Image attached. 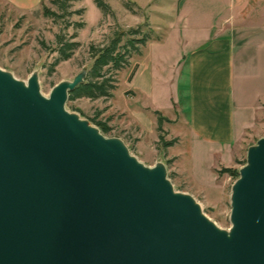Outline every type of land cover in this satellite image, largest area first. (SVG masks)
I'll return each mask as SVG.
<instances>
[{
  "label": "water",
  "instance_id": "95a60500",
  "mask_svg": "<svg viewBox=\"0 0 264 264\" xmlns=\"http://www.w3.org/2000/svg\"><path fill=\"white\" fill-rule=\"evenodd\" d=\"M0 70V264H264V136L231 192V229L64 106Z\"/></svg>",
  "mask_w": 264,
  "mask_h": 264
},
{
  "label": "rangeland",
  "instance_id": "374dc122",
  "mask_svg": "<svg viewBox=\"0 0 264 264\" xmlns=\"http://www.w3.org/2000/svg\"><path fill=\"white\" fill-rule=\"evenodd\" d=\"M183 16L188 23V14L195 21L204 22L211 10L204 7L193 14V3L206 4L214 1L225 3L223 18L240 16L237 2L232 0H185ZM109 7L103 14L94 0H43L31 10H18L0 0V70L16 80L26 83L33 74L37 76L40 94L48 98L53 87L61 82H70L84 70H88L92 59L89 47L104 46L114 32H128L141 27L149 41L139 47L141 54L133 55L129 65L113 76L116 89L108 98L90 100L77 99L65 103V110L96 128L106 138L119 139L128 153L148 168L163 164L166 178L176 193L190 196L201 213L222 231L231 229V192L239 178V170L246 165L249 147L255 146L264 136V117L249 130L240 144L233 149L227 164H220L206 171L189 170L190 154L187 146L185 123L176 107L166 110V101L175 97L177 61L183 54L179 39V6L183 0H102ZM191 4V5H190ZM233 8V9H232ZM250 17L244 12V20L254 27L264 22V10ZM215 11V10H214ZM218 11V10H217ZM48 12V16L45 15ZM55 14L50 16V14ZM193 14V15H192ZM182 19V18H181ZM242 20V18H241ZM249 25V24H247ZM79 45L71 58H58L57 37ZM130 38L127 37V39ZM126 37L122 40V43ZM134 79L131 82L133 75ZM171 84H167L170 79ZM151 87V96L145 89ZM179 83V87H183ZM149 91V90H148ZM136 93V94H135ZM167 99V100H166ZM157 111L162 118L157 129ZM104 125L108 131L102 132ZM172 142L171 146H164ZM197 163L206 167L202 156L195 157ZM231 173H225L224 170Z\"/></svg>",
  "mask_w": 264,
  "mask_h": 264
},
{
  "label": "crops",
  "instance_id": "0c3cea01",
  "mask_svg": "<svg viewBox=\"0 0 264 264\" xmlns=\"http://www.w3.org/2000/svg\"><path fill=\"white\" fill-rule=\"evenodd\" d=\"M3 1L26 11L37 8L43 0ZM184 2L177 18L183 24L178 29L183 54L176 63L174 79L167 83L175 82L176 87L175 97L166 99V110L176 107L181 114L190 154L189 170L201 172L227 164L234 147L264 117V22L258 23V28L244 20V12L251 17L256 9L264 10V0L230 1L233 8L236 2L241 8L237 18H223V1L193 3V14L204 7L211 10L208 19L198 23L188 14L185 24ZM180 82L184 84L181 88ZM150 88L148 85L145 91L151 96ZM198 156L206 163L213 161V165L197 163Z\"/></svg>",
  "mask_w": 264,
  "mask_h": 264
},
{
  "label": "trees",
  "instance_id": "16d2710c",
  "mask_svg": "<svg viewBox=\"0 0 264 264\" xmlns=\"http://www.w3.org/2000/svg\"><path fill=\"white\" fill-rule=\"evenodd\" d=\"M65 1L62 0V5ZM96 7L103 13L109 12V7L102 2V0H94ZM48 16V12H45ZM55 14L51 13L50 16ZM127 39V37H129ZM126 37L124 43L122 40ZM149 36L142 30L141 27L128 30V32H114L112 38L104 46L89 47V54L92 59V63L88 70H86V76L81 84H79L74 90L68 93L67 102H72L77 99L87 98L90 100L99 98H108L112 94L111 92L116 89L115 80L113 76L119 70L129 65L130 59L133 55H140L141 51L139 47H143L148 41ZM58 44V58L54 65L60 61H66L71 58L72 53L78 47L77 42L70 40L64 41L63 37H57ZM157 116V129L160 130V124L162 118L158 112L154 113ZM102 132H107L108 129L102 125ZM164 146H171L172 142H166ZM225 173H231L230 170H224Z\"/></svg>",
  "mask_w": 264,
  "mask_h": 264
},
{
  "label": "bare ground",
  "instance_id": "6f19581e",
  "mask_svg": "<svg viewBox=\"0 0 264 264\" xmlns=\"http://www.w3.org/2000/svg\"><path fill=\"white\" fill-rule=\"evenodd\" d=\"M25 85L27 84V82L26 83H24Z\"/></svg>",
  "mask_w": 264,
  "mask_h": 264
}]
</instances>
